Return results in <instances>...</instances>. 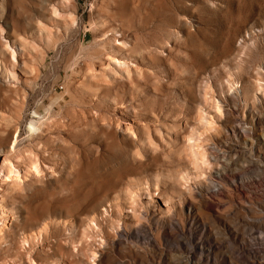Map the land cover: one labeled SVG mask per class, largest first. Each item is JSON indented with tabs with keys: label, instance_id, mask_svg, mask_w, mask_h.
Listing matches in <instances>:
<instances>
[{
	"label": "rangeland",
	"instance_id": "1",
	"mask_svg": "<svg viewBox=\"0 0 264 264\" xmlns=\"http://www.w3.org/2000/svg\"><path fill=\"white\" fill-rule=\"evenodd\" d=\"M239 80L257 98L234 95ZM79 108L145 120V162L124 166L137 148ZM16 127L24 170L0 182V264H90L92 249L102 264H264V0H0V164ZM204 142L208 168L194 155ZM170 215L198 246L151 243Z\"/></svg>",
	"mask_w": 264,
	"mask_h": 264
},
{
	"label": "bare ground",
	"instance_id": "2",
	"mask_svg": "<svg viewBox=\"0 0 264 264\" xmlns=\"http://www.w3.org/2000/svg\"><path fill=\"white\" fill-rule=\"evenodd\" d=\"M53 38L54 37H51V39ZM8 45L11 48V53L13 54V56H16V54L18 53V47H15L14 45L9 44V43ZM247 54L252 56L251 53H247ZM258 55H260V53ZM112 57H113L112 58L113 60H118L121 64L123 63L122 59L114 57V56ZM239 82L240 80L235 81L234 85L236 86V83H239ZM238 86L239 85L236 86L238 90L237 88L235 89L234 95L239 96V93H241L243 100L245 102H249L252 98H257V92L254 94V96H251L250 92L245 89L243 83H241L239 87ZM216 107L219 112L218 114L225 113L223 106H222V102L220 100L217 101ZM122 110H123L122 112H124L126 109H122ZM151 110L153 111V114L160 112L165 115H170V114H177V113L185 114L188 112L189 109L183 106H181L180 108H178L177 106H153L152 108L147 109L145 114L152 115L150 113ZM72 111H73V108L68 107L66 110H64V114L72 113ZM85 113L86 112L84 108H79V109H76V111L73 114H75V116L77 115V117L81 120L84 119L86 122H89L88 119H91L90 123L96 128L95 130L97 132L99 130L100 131L105 130L107 133L106 137L110 138L113 142H116L120 145H123V143H125L126 145H128L130 150L133 149V147L137 148V152L135 153L134 157L131 158L128 155L130 160L127 157H123L124 166L130 164L131 162H135V161L141 164L145 162L142 158L145 157L146 154L149 152V148L141 145L140 143L141 136L139 135L136 129V128H140L141 126H145V123H146L145 120L139 119V122L137 124H134L133 126H123L122 120H119L115 117H110V120L108 121V118L106 117L105 113L100 108L93 109V112L89 118L86 117ZM227 114H230V112H228ZM61 117L62 116L60 114L56 115V117L51 119L47 125L50 127L56 124L57 121L61 122ZM214 119L216 118L214 117ZM63 122L64 121H62V123ZM211 123L214 124L215 120H212ZM120 126L123 128V131L119 130ZM222 128L223 127H218L217 125L215 127L217 132H221ZM37 129L38 127H35L33 123H30L29 135L33 136V134L36 132ZM126 129L132 130L134 135L132 133L127 132ZM82 133H83V129L81 132L77 133L76 135V139L80 143V145L82 144V138H81ZM213 136H216V133L209 135L207 139L209 140ZM7 140H8V149L3 151L4 152L3 154L5 157L0 164V182L8 181L10 178H20L24 170V168L22 167V162L24 161L23 155L25 151H24V148L22 147L23 137L21 134V129L19 127H16L9 134ZM209 145L210 144L206 142L198 143V148L197 150L194 151L195 160L196 162L200 164L201 168H208V165L212 162V161H209V158H207L208 153H209ZM128 147L125 146V148H128ZM28 154H30L29 155L30 161L28 163L29 167L34 172L40 173L42 170L41 164L38 162L35 156L31 154V152ZM139 156H141L142 158H139ZM216 158L217 157L214 156V159ZM134 208L135 207H133V211L135 212L134 213L135 218H140V214L137 213L136 208L135 209ZM2 211H3V214L1 213V216H0L1 226L5 225L6 219H7V217L4 214L6 210L3 206H2ZM104 211L109 212V209L105 208ZM91 224L95 225L94 227L92 226L93 230L94 231L96 230V232H98V229L100 228L99 223L96 222L95 220H92ZM118 226H123L126 230L129 227L126 223H121V222L118 223ZM186 226L187 224H185V219L181 221L175 215H170L169 218L164 219L162 221L157 238L155 241H152L151 243H155V245L158 247L162 243L163 240H168L170 237H172L177 242H179V244L183 245L185 244L186 241L192 240L194 241V244L198 246V243L195 241V236L192 230H189L188 234L185 232ZM42 231L43 229L42 230L40 229L36 233H33V235L42 234ZM142 237H143L142 239H146V235H142ZM101 238L103 240L102 242H100L101 244H104L105 242H107V237H105L104 235H101ZM231 247H233L232 243H231ZM241 254H244V252L241 251ZM98 255H99V251L97 249H92L86 254L90 264H95V263L102 264L103 260ZM246 257H247V261H249L250 256L247 255ZM30 260L32 264H40L39 262L34 260L32 257H30Z\"/></svg>",
	"mask_w": 264,
	"mask_h": 264
}]
</instances>
